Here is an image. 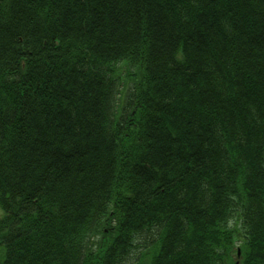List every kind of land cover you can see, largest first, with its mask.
<instances>
[{
    "label": "trees",
    "instance_id": "16d2710c",
    "mask_svg": "<svg viewBox=\"0 0 264 264\" xmlns=\"http://www.w3.org/2000/svg\"><path fill=\"white\" fill-rule=\"evenodd\" d=\"M0 264H264V0H0Z\"/></svg>",
    "mask_w": 264,
    "mask_h": 264
},
{
    "label": "rangeland",
    "instance_id": "374dc122",
    "mask_svg": "<svg viewBox=\"0 0 264 264\" xmlns=\"http://www.w3.org/2000/svg\"><path fill=\"white\" fill-rule=\"evenodd\" d=\"M2 212L0 211V216H1Z\"/></svg>",
    "mask_w": 264,
    "mask_h": 264
}]
</instances>
